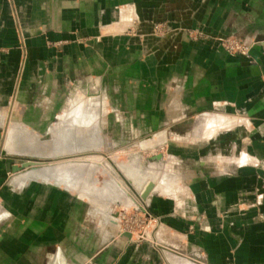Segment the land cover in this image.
Listing matches in <instances>:
<instances>
[{
	"label": "crops",
	"instance_id": "0c3cea01",
	"mask_svg": "<svg viewBox=\"0 0 264 264\" xmlns=\"http://www.w3.org/2000/svg\"><path fill=\"white\" fill-rule=\"evenodd\" d=\"M227 34L260 42L249 56L231 55L215 41ZM96 84L106 112L77 103L70 123L85 144L69 143L75 130L61 133L50 155L102 149L103 135L82 133L98 122L111 137H152L144 148L175 135L181 159L164 161L158 182L169 188L149 200L177 238L167 243L206 264H264V0H0V151H34L14 138L57 136L67 92ZM24 173L11 182L35 178ZM51 175L39 178L80 198L92 197L79 186L101 200L114 188ZM17 196L0 264H171L150 243L105 242L109 228L59 188L36 184ZM102 203L98 213H112Z\"/></svg>",
	"mask_w": 264,
	"mask_h": 264
},
{
	"label": "water",
	"instance_id": "95a60500",
	"mask_svg": "<svg viewBox=\"0 0 264 264\" xmlns=\"http://www.w3.org/2000/svg\"><path fill=\"white\" fill-rule=\"evenodd\" d=\"M227 37H233L235 39H237L240 43H242L247 49H248V53L249 55L251 54V50L252 48L258 44L260 41L259 40H251V39H246L243 38L241 36H238L236 34H227V35H221V36H217V38L215 39V41L218 43V45L224 49V47L222 46V40L227 38ZM225 50V49H224ZM226 51V50H225ZM227 53H229L228 51H226ZM231 54V53H229ZM231 55H239V54H231ZM240 56H244V55H240ZM246 57V56H244ZM81 95H84V93H79ZM86 94H88V96H86V100L84 99V101H94V103L96 104L93 108V110L95 112L97 111H102L103 109V113L106 112V108L105 106H103L101 104V99L100 97L102 96V90L99 87L98 84L89 87V89H87ZM79 97H81L79 95ZM84 101H79V102H84ZM78 102V103H79ZM77 104L75 105V107L73 109H68L67 112H65V114L63 115L62 119H64L66 127L65 130L63 129L61 132L58 133L57 135V140L59 139V136L61 133H66V132H72L75 130L74 127L71 126L70 120L72 117V114L74 113L73 111L75 110ZM102 118V116H101ZM66 119V120H65ZM67 120L69 122H67ZM91 130V129H90ZM75 134L77 135V138L79 139L80 136V131L78 129L75 130ZM85 137H90L93 139V136H95V134L100 133L101 135H103V138L105 139V141H109L111 142L110 144H107L104 142L101 143V148L100 150H96L95 148L92 147V145L88 144L85 145L86 149L77 153L76 155H72V154H64L61 156H51L50 153L53 151V149L55 148V144L57 143V140L55 141L53 148L50 151H42V152H47V156L42 155V153L37 154L35 151H32V155L30 157H32V159H28V160H19V159H15V158H11L10 156L15 155V153H8L5 149L0 151V157H6L5 159H3V161H0V163L5 164V166L7 168L10 169L11 171V175L7 176L5 175V173L2 175L4 177V182L2 181L3 187H2V191L0 192V210H6L8 212L7 215L4 217V219L2 221H0V227H2L5 224V221L10 218V205L12 203L11 199L13 198H19L17 195L21 194L22 191H26L30 188H36V184H40V185H46V186H50V187H55V188H59L61 191L70 194L71 196H73L74 198L80 200L81 202L85 203L87 205L88 208H91L95 213L96 216L93 217V221L95 223L98 224H102L105 227L109 228V231L114 233V236L110 239L105 240V242H111L114 241L116 239L118 240H125L127 243L129 244H136V243H140V244H152L155 247L159 248V250H161L162 254L168 259V255L169 254H173L176 255L177 257H182V258H186L192 262H195L197 264H206L205 262H203L200 259H197L196 256L194 257H187L186 255L182 254L181 251L179 249L176 248H172L167 242L170 239V237H172L174 234L168 233L170 237L162 238V242H158V236L157 234H155L154 236H152L150 233L147 234V238L144 237V235L142 237H138L136 236V234L134 232H125L122 229V221L123 219L126 217L127 213L130 210H140L141 212H143L144 214H146L148 217H151L152 220L159 224V222H157V218L154 217L149 209V200L150 198L153 196V194L155 192H158V190H155V186H156V182L153 180H150L144 187L143 191H140V188L142 187H137L133 180L126 174V170L129 167V165L133 164L135 161L137 162V164L141 167V168H146V167H150L151 165H155L159 168H162L164 165V161H166L167 159L164 158V155L162 153L159 154H155L154 157H151L152 160H156L155 163H149L147 165H141V155L140 152L141 151H136L134 149L133 146L131 149L126 150V149H122L123 151L129 152V153H133V159L131 161H129V163H124V162H114V165H109V163L107 161H105L104 159V165L106 166L107 170H108V175L104 180H110L112 179H116L117 182H119L123 187H125L128 191L129 196L132 198L133 202L135 203V205L131 206L128 210H124V207L118 205V206H114L112 208V216L115 217H121V227L120 229H116L114 228L112 225H106V217L103 216L102 214L98 213L97 207L99 206L100 202L95 200L94 198H80L75 192L69 191L67 188H65L64 185H60L56 182H47L45 180H41V179H33V180H28L25 182H13L11 187L12 189H8L7 184L9 183L10 179L12 178V176L15 173H19V172H23V171H27L28 169H35V168H40L45 164H50V163H54L60 159H66V158H72V157H80V156H87L85 153L88 152H108L111 151L112 148L117 147L114 146V137L108 136L105 132H103L102 127H101V122L95 123L94 127L92 129V132L87 131L86 133L82 132ZM94 133V134H93ZM113 138V139H110ZM152 137H147V138H137L138 139V146L141 149H151L153 148V151L155 152L158 148V146L160 145H168L169 142L171 143V138H164L162 137V139L165 140V143H158L154 146H147L145 148H143L141 146V141L142 140H146V139H150ZM31 141V145L35 148H38L37 145H35L39 140L33 137H30ZM29 139V140H30ZM81 141V140H80ZM44 148V144L41 145ZM84 146V145H83ZM84 146V147H85ZM140 149V150H141ZM81 154V155H80ZM99 156V155H98ZM9 157V159H8ZM102 157V156H101ZM36 158V159H35ZM170 157H168L169 159ZM51 160V161H48ZM19 162H21L19 164ZM117 170V172L114 173L115 169ZM116 174V175H115ZM2 177V178H3ZM102 184V183H101ZM99 183V185H101ZM143 184V183H142ZM9 195V196H8ZM6 197L9 198L8 202L7 200L5 201H1L2 197ZM9 201H11V203H9ZM15 202H18L15 201ZM104 206V204L102 205ZM119 208V210H117V208ZM106 208V207H105ZM106 210V209H105ZM161 226L162 229H165V227L161 224H159ZM175 236V235H174ZM161 237H163V235H161ZM173 238V237H172Z\"/></svg>",
	"mask_w": 264,
	"mask_h": 264
},
{
	"label": "rangeland",
	"instance_id": "374dc122",
	"mask_svg": "<svg viewBox=\"0 0 264 264\" xmlns=\"http://www.w3.org/2000/svg\"><path fill=\"white\" fill-rule=\"evenodd\" d=\"M161 30H164V28H162ZM86 91L87 90H85V89L73 88L72 90L67 92L68 93V99H69L68 103L69 102H71V103L66 108L73 109L75 107V105L79 101H84V99L86 100L87 99L86 96H88V94H86ZM81 92L84 93V95L79 97V95H80L79 93H81ZM67 122H69V121L67 120ZM192 125H193V121L192 120L176 122L173 125V132L174 133L181 132L182 130H186V128H191ZM80 128H82V127H80ZM174 137H176V136L174 135L173 137H171V143L169 142V144L168 145L166 144V146L165 145L158 146L157 150L154 152L153 148H151V149L147 148L145 150L141 149L138 146V139L133 137V136H130V135H125V136L118 135L117 136L116 135V136H114V139L110 138V139L114 140V142H113L114 146H117V147L112 148L111 151H108V152H88V153H85L87 156L66 158L65 160L64 159H60V160L56 161V163L59 162V161H66V160L68 161L69 159H70V161L73 160V159H76V160L84 159V160H89V161L91 160L90 163H89L90 166L91 165H95L96 162L100 163V164H102L105 167L106 172L108 174V170H107L106 166L104 165V159H105V161H107L109 163V165L110 164L114 165V162L129 163V161H131L133 159V153L132 152L129 153V152L123 151L122 149L129 150L133 146H136V147H134V149L136 151H141L140 152L141 165H144V164L147 165L149 163H155L156 160H152L151 157H154L155 154H159V153H162L164 155L165 159H168V157H170V155H172V156H175L176 161H179L181 159V157H180L181 142L175 140ZM80 138L83 139L84 137H80ZM80 138L78 139V138H76L74 136H69V135L67 137V139H69V143H71V144H77V141H79ZM29 139H30L29 137H25L24 139L23 138L22 139L21 138H14V140H15L14 143L18 147H20L21 144H23L22 145L23 147H25L26 149L32 150V148H33V146L31 145V141L32 140L31 139L29 140ZM37 139L39 141L35 145H37L38 148H37V150L35 148H33L34 151L37 154H39V155H40V153H42V155L47 156V154L49 153L48 151H50L53 148V145H54L55 141L57 140V136H54V135L53 136H43V137H40V138L38 137ZM161 141H162V138H157L156 139V142H158V143H160ZM154 142H155V140L152 139L149 142H147L146 144L150 145V144H152ZM105 143L110 144L111 142L104 141V144ZM42 144L45 145L44 148L41 146ZM82 144H85V139H83ZM131 145H133V146H131ZM44 150L47 151L48 153L47 152H42ZM172 150H173V152H172ZM77 153H79V152H77ZM77 153H72V155H74V154L76 155ZM32 154H33L32 151H26V152L24 151V152L15 153V155L10 156V157L25 161V160H28V159H32V157H30ZM5 158L6 157H3V158L0 157V161H3V159H5ZM8 159H9V157H8ZM48 161H51V160H48ZM20 163L21 162H19V164ZM91 163H93V164H91ZM174 163H176V162H174ZM133 164L136 165V167L138 168L139 173L136 174L135 177L133 178V177H131L128 174V168H127L126 174L133 180L134 184L137 187H141L142 186L140 188L141 192L143 191L145 185L150 180H153V179L156 182L155 190H158L160 192H164V191L168 190L169 186L166 185V183H163V182L159 183L158 182L159 179L161 177H163L162 173H161V168H159V167H157L155 165L153 167L154 169L151 168L153 165H151L150 167L141 168L137 164L136 161ZM45 165H48V164H45ZM96 165H98V164H96ZM150 168H151V170H150ZM177 168H179L178 165H176V170H177ZM92 170L93 169H90L89 167H86V169L84 168L83 170H80V172H79L80 174L78 173V175H77L79 181H83L84 178H85L84 174H88V173L92 172ZM149 171H151V173H149ZM23 172H26V171H23ZM115 172H117L116 169L114 170V173ZM4 173L7 176L11 175L10 169L7 168L5 166V164H3V163L1 164L0 163V192L2 191V187H3L2 181L4 182V177L2 175ZM98 173H99L98 177L101 180V182H100V184H101L102 181H104V179L106 177L103 174H101V172H98ZM15 175H17V173H15L12 176V178ZM12 178L10 179L9 183L7 184L8 189H12V187H11ZM33 179H41V180H43L44 178H32L30 180H33ZM113 180L115 182V186H114L115 189L113 188L111 193L107 195L108 198L105 197L104 200H101L100 198L94 197L92 195H84L85 193H83V194L79 193V191H80L79 187L80 186L77 189V193L80 194V195L86 196V197L90 196V197L94 198L95 200H97L99 202H103L102 204H104L109 209L112 208V206H115V205L118 206L117 204H119L120 206L124 207V210H128L131 206L135 205V203L133 202L132 198L129 196L127 189L125 187H123L119 182H117L115 178ZM72 190H74V189H72ZM5 200H7V198L3 196L1 201H5ZM9 203H11V201H9ZM97 208H101V207L99 206ZM119 208L120 207H118L117 210H119ZM7 213L8 212L6 210H3V209L0 210V221H2L4 219V217L7 215ZM99 213L106 217V225H112L114 228L120 229V227H121V217L112 216V213L107 214L108 212L105 211V210H101ZM91 223L95 224V222L93 220L91 221ZM76 224L78 226L80 225V223H76ZM122 229L125 232H134L136 234V236H138V237H142L144 235V237L147 238V234L148 233H150L152 236L157 234V236H158L157 241L159 243L162 242V240H163L162 238L166 239L167 237H170L168 232H166L164 229H162L161 226L159 224L155 223L152 220L151 217H148L146 214H144L140 210H130L127 213L126 217L122 221ZM1 230H2V227H0V236L3 235V230L2 231ZM161 235H163V237H161ZM106 236H107L106 237L107 239H110V238H112L114 236V233H112L110 231H107L106 232ZM172 237H170V238L173 239V240L177 239L174 235ZM184 255H186L187 257H193L192 256L193 254H191V253L190 254L184 253ZM172 258L175 259V258H178V257L176 255L169 254L168 255V259L170 260L171 264H178ZM179 260H180V258H179ZM183 260L185 261L186 264H197V263L192 262V261H190V260H188L186 258H184Z\"/></svg>",
	"mask_w": 264,
	"mask_h": 264
},
{
	"label": "bare ground",
	"instance_id": "6f19581e",
	"mask_svg": "<svg viewBox=\"0 0 264 264\" xmlns=\"http://www.w3.org/2000/svg\"><path fill=\"white\" fill-rule=\"evenodd\" d=\"M98 159V158H97ZM65 160V159H64ZM100 160V159H99ZM91 161V160H90ZM89 160H76L73 159L70 161V159L67 161H59L56 164L51 165H43L40 168L35 169H28L24 175H32L35 178H39L42 175L45 176L48 172L53 171L54 175H51L55 179L65 180L67 179L68 183L71 184L73 187H78L79 185H82L83 188L86 187L87 184H89V189L99 188L101 185H103L105 189H110L115 186L114 180L111 178L110 180H104L102 181V184L99 185L101 182L100 178L98 177V172H101L105 177H107V172L105 167L100 163H95V165L90 166ZM98 161V160H97ZM93 164V163H91ZM98 164V165H96ZM89 167L90 169H93L92 172L88 174H84L85 178L83 181H79L78 179V173L80 170H83L84 168ZM137 167L135 164H132L128 167V174L131 177H135L136 175ZM80 174V173H79ZM82 177V176H81ZM66 181V182H67ZM140 184V183H139Z\"/></svg>",
	"mask_w": 264,
	"mask_h": 264
},
{
	"label": "built area",
	"instance_id": "2783aa9c",
	"mask_svg": "<svg viewBox=\"0 0 264 264\" xmlns=\"http://www.w3.org/2000/svg\"><path fill=\"white\" fill-rule=\"evenodd\" d=\"M222 45L226 51L231 54L249 56L248 49L233 37H227L222 40Z\"/></svg>",
	"mask_w": 264,
	"mask_h": 264
}]
</instances>
